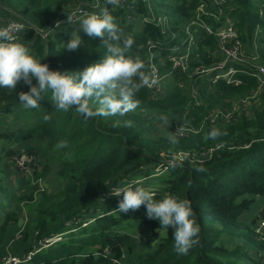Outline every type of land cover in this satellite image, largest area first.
Instances as JSON below:
<instances>
[{
  "label": "trees",
  "instance_id": "16d2710c",
  "mask_svg": "<svg viewBox=\"0 0 264 264\" xmlns=\"http://www.w3.org/2000/svg\"><path fill=\"white\" fill-rule=\"evenodd\" d=\"M88 1L0 0V26L9 19L20 23L15 36L30 53L51 69L78 72L105 55L99 38L87 36L78 27L82 44L71 54L63 48L72 35L69 28L64 30L67 24L51 29L44 38L40 32L50 29L69 9L85 8ZM105 3L122 34L134 40L125 55L141 59L144 65L148 62L147 41L159 42L149 47L155 53L153 60H165L173 47L187 39L183 24L196 15L201 4L211 12L201 18L214 29L227 18L232 21L244 50L252 46L255 34L264 41V0H128L124 6ZM160 17L164 19L161 24ZM195 39L191 67L218 60L219 56L210 55L217 49L213 34L199 31ZM257 52L259 62H263L264 47ZM168 68L166 62L162 71ZM236 76L241 79L238 85L223 80L211 84L172 71L162 95L155 97L144 86L136 94L139 103L134 110L123 116L88 119L74 108H54L50 92L42 95L39 107L23 106L16 98L19 91L27 90L23 81L15 90L0 88V124L4 125L0 130V251L7 228L17 215L16 206L8 209L5 202L9 190L4 180L9 172L1 169L4 157L12 153L5 149V142H9L22 144L23 151L33 154L38 163L33 179L26 177L23 182L31 190L22 206L27 219L21 240L28 248L33 243L37 246L45 236L67 229L66 221L81 220L75 226L77 231L38 251L31 264H117L112 259H121L123 254L132 264H264V230L256 231L264 208L250 221L243 220L255 197L264 196V89L252 98L249 109L242 106L239 114L233 113L226 120L224 114L231 101L258 89L256 79L247 73ZM89 102L97 106L95 98ZM160 112L173 115V119L167 131L153 136L149 134V116L154 119ZM213 116L215 122L210 120ZM176 121L180 123L174 124ZM182 124L187 125L182 135H173ZM213 128L221 134L210 139L208 132ZM169 136L176 142L171 143ZM60 141H66L67 146L57 148ZM172 154H187L182 166L169 167ZM53 164L60 186L51 192L37 191L33 180L45 182ZM143 164L148 167L143 169ZM158 165L160 175H155L150 186H143L156 193L155 199L171 195L189 202L199 232L187 254L176 253L172 229L148 218L143 204L135 211L119 213L116 208L121 197L109 195L101 202L95 199L101 192L130 180L149 178ZM13 173L20 174L16 169ZM57 180L50 178L54 183ZM88 198L99 204H88ZM120 225L128 229L136 225L141 235L122 231Z\"/></svg>",
  "mask_w": 264,
  "mask_h": 264
},
{
  "label": "clouds",
  "instance_id": "9594fccd",
  "mask_svg": "<svg viewBox=\"0 0 264 264\" xmlns=\"http://www.w3.org/2000/svg\"><path fill=\"white\" fill-rule=\"evenodd\" d=\"M106 2L112 4L115 0ZM66 22L70 24L72 17L67 16ZM79 24L87 36L99 38L105 48V55L78 72L51 69L19 42L10 27L0 26V88L15 90L17 83L23 81L27 90L19 91L16 96L23 106L39 107L42 95L50 92L54 108L63 111L74 108L84 119L123 116L134 110L139 103L136 98L139 89L151 86L156 81L142 72L145 65L141 59L125 55L134 43L133 38L122 34L106 9L100 13L85 14L79 19ZM81 44V37L76 33L70 35L63 48L75 51ZM134 76H139V82L133 80ZM90 98H95L97 106L89 102ZM44 119L47 120L48 116ZM220 134L218 129L213 128L209 130L208 137L215 139ZM168 139L171 143L176 142L173 136ZM56 146L64 148L67 142L60 141ZM186 155L172 154L168 161L169 167L182 166ZM110 194L121 197L116 208L119 213L135 211L143 204L148 218L157 220L160 227H170L177 254H187L197 242L199 226L187 200L171 195L155 199V192L132 184L116 188Z\"/></svg>",
  "mask_w": 264,
  "mask_h": 264
},
{
  "label": "built area",
  "instance_id": "2783aa9c",
  "mask_svg": "<svg viewBox=\"0 0 264 264\" xmlns=\"http://www.w3.org/2000/svg\"><path fill=\"white\" fill-rule=\"evenodd\" d=\"M105 1L106 0H90L88 1L85 8L76 6L69 9L65 16L54 21L50 29L40 32L42 38L51 33V29H55L63 24H69L66 22L67 16L72 17V22L70 23L71 25H77L80 27L79 19L87 13H100L102 10H105ZM127 1L128 0H115V3L112 4L116 6H124L126 5ZM202 14H211V12L206 9V5L203 4L198 7L196 15L193 18H189L183 24V31L186 33L187 39H183L178 46L174 47L173 51H171L166 56L165 60L162 57V59L157 62L153 60V55L155 53L151 51L149 47H156L159 42L156 44V42H152L150 40L147 41L146 46L148 50V62L142 72L153 77L156 82L151 86L145 87L150 90L153 96H155L156 93L161 90V84L164 78L172 71L181 72L187 75L189 78L194 77L201 80H207L210 81L211 84H215L218 80H223L225 83H231L234 85H238L241 82V79L236 75L240 72H245L249 76L255 78L258 83V89L252 91L251 95L244 96L245 98H243L246 99L242 102L243 106L247 107L246 109H249L252 98L257 96L260 89H264V62L257 61L253 54L245 53L243 48L244 46L241 40L238 38V33L230 19L227 18L224 23L218 25L217 28L214 29L212 26L203 21L201 18ZM215 17L217 19L219 18L216 15ZM143 19L147 18L144 17ZM163 21L164 19L160 17L158 23L161 24ZM3 26L10 27L13 31V34L15 35L21 24L9 19ZM199 31H204L215 36L217 39V49L220 51L221 56L218 60L210 64H201L191 67L190 62L192 60V50L194 48L193 45H196L195 37ZM166 62L169 63V68L166 71H162V67H164ZM235 64H238L242 67H238ZM133 78L135 82H139V76H134ZM238 108L241 112V108L239 106ZM233 113L239 114L238 112L228 110L224 114L225 119L228 120L229 118H232ZM210 120L215 122L216 117L213 116ZM178 135H182V133ZM201 153L204 154L205 152ZM35 158L36 157L33 154H28L24 151L18 152L13 156L14 165L21 170V173L30 174L31 170L28 168V163H34ZM35 168L36 166L32 168V175ZM38 181H40L41 184V179L38 178L33 180L36 185V182ZM91 220L92 219L82 222L81 226L86 225ZM76 224L77 223L73 222H70V225L65 224L67 229L61 232L50 234L39 240L37 242L38 245L33 246V248L28 253H26L21 260H10L6 258L3 264H31L34 255L38 251L62 241L64 235L68 233V231L72 232L74 229H77V227H74ZM263 230L264 217L256 226L257 232H262ZM125 258V254H123L121 259L113 258L112 261L117 264H128L124 262Z\"/></svg>",
  "mask_w": 264,
  "mask_h": 264
},
{
  "label": "rangeland",
  "instance_id": "374dc122",
  "mask_svg": "<svg viewBox=\"0 0 264 264\" xmlns=\"http://www.w3.org/2000/svg\"><path fill=\"white\" fill-rule=\"evenodd\" d=\"M66 27L70 29V32L72 33V35H75L76 33H78L77 28L79 26L67 24V25L64 26V30L67 29ZM259 38L260 37L258 36V34L254 35V37H253L254 41L252 42V46H251L252 52H249V53L253 54L256 57V60H258V61H259L260 55H259V52H257L256 50L260 49V47H264V41L259 40ZM180 43H181V41H180ZM193 46H194V49H195V44ZM173 49H174V47L172 48L171 51H173ZM69 52L71 54L73 53V51H69ZM245 53H247L246 50H245ZM158 54L160 55L161 53H158ZM210 55L211 56H219V58L221 56L220 51L218 49H216L215 51H211ZM219 58H217V59H219ZM168 76H166L164 78V80H163V82L161 84L162 87L160 86L161 90H159V92L156 93L155 96H160V95H162L164 93V90L167 87L166 84L168 82V79L170 78ZM189 87L192 88L193 93L196 92V89L194 88L193 85H190ZM212 87H213V85H212ZM243 98H245V97H242V98H239V99L231 101L230 106H228L229 107V111H235V112L239 113L240 109L238 108V106L242 107L243 106L242 102L244 100H246V99H243ZM237 104H238V106H237ZM245 108H247V107H245ZM161 117H164V119H161ZM149 118L152 120L151 124H150V130L151 131L149 132V134H151L153 136H159L160 133H162L164 131H167L169 129V126H170L169 124H170V121L173 119V115H166V114L160 112V116H156V118L153 119V116L151 115V116H149ZM7 121L8 122L11 121V116L10 115H8ZM175 123H180V122L176 121V122H174V124ZM2 128L4 129V125L0 124V130H2ZM185 128H187V125H185V124L177 126L176 129H174V131H173V135L181 134ZM22 148H23L22 144H11L9 142H5V149L6 150H11V152H12L11 154H9V155L4 157V160H3V163H2V166H1V169H3V171L5 173L7 171L9 172V174L6 177V179L4 180L5 186L9 190L8 191L9 195L6 197L5 202H6L7 206H8V209L12 208V206L15 208V206H16L17 215L10 222L11 225L7 228V238H6L5 244L2 246V250L0 251V264H3V262H4V260L6 258L10 259V260H21L24 257V255L26 253H28L34 246V243H33L32 247L29 249L28 245H27V242L21 240V237H22V233L21 232L23 231L24 224L26 223V220H25L26 216L25 215L27 213L26 210H24L22 208L24 203H26V199H25L24 196L29 194V192L31 191L29 186L25 185L23 182H24L26 177H28L29 179L30 178L33 179L32 168L34 166H36V165L38 166V163L37 162L28 163V168L31 170L30 174L29 173L28 174L21 173V170L14 165L13 156L16 153H18V152H22L23 151ZM39 160H40V163H43L44 158L40 157ZM55 167H56V165L53 164V168H52L51 172L49 173L50 176H48V178H47V180H45V182H43V180L41 181V184H40V181L36 182L37 185H38L37 186L38 187L37 191L47 190V191L51 192V191H54L57 187L60 186L59 181L54 177ZM146 167H148L146 164L142 165L143 169L146 168ZM15 169L20 174L14 175L13 170H15ZM160 170H161L160 169V165H158L157 167H155V169L153 170V174L150 175L149 178H146V179L142 178V179H139V180H130L127 184H132V183L135 182V183H138V186H141V187H144L146 185L150 186L149 185L150 182L155 181L153 178L155 177L156 174H159L161 172ZM50 178H52L54 180H57V182L54 183L53 181H50ZM127 184H125V185H127ZM122 186H124V185H122ZM116 188H119V187L112 188L110 191L101 192L95 199L100 201V202L105 200L109 195H111L110 192L115 190ZM145 189L149 190L147 188H145ZM1 199L4 202L5 198H1ZM16 199H18V201H20V202L16 203ZM87 203L88 204H91V203L99 204L97 202H93L92 199H89V198L87 200ZM263 208H264V198H260V196H257L256 199L254 200V204L252 205L251 209H249L248 212L245 213V216L243 217V220L244 221H250V218L252 216H254L255 214H257L259 211H261ZM80 221H81L80 218H73L71 220L66 221L65 224L66 225H70V222L79 223ZM75 226L76 225H74V227ZM119 229L122 230V231H127V232H129L131 234H134L135 236L141 235L140 234V230H138L139 228L136 225H134V228H129V229H128V227L125 228L122 225H120ZM77 230H75V231H77ZM75 231H73V232H75ZM68 233H69V231H68ZM68 233H66V234H68ZM248 245L251 246V244H248ZM125 257L126 258L124 259V262L128 263V264H132L127 259V255H125Z\"/></svg>",
  "mask_w": 264,
  "mask_h": 264
},
{
  "label": "crops",
  "instance_id": "0c3cea01",
  "mask_svg": "<svg viewBox=\"0 0 264 264\" xmlns=\"http://www.w3.org/2000/svg\"><path fill=\"white\" fill-rule=\"evenodd\" d=\"M1 26H3V25H1ZM253 40V39H252ZM254 41V40H253ZM248 48L250 49V51L248 50ZM193 50H194V48H193ZM193 50H192V53H193ZM246 51H248V52H252V48L251 47H249V46H247L246 47V49H245ZM258 50V49H257ZM256 50V51H257ZM258 61V60H257ZM260 198H264V196L263 197H260Z\"/></svg>",
  "mask_w": 264,
  "mask_h": 264
}]
</instances>
